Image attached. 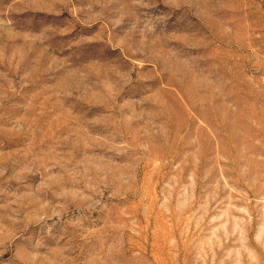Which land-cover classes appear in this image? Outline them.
Returning a JSON list of instances; mask_svg holds the SVG:
<instances>
[{
    "label": "rangeland",
    "instance_id": "374dc122",
    "mask_svg": "<svg viewBox=\"0 0 264 264\" xmlns=\"http://www.w3.org/2000/svg\"><path fill=\"white\" fill-rule=\"evenodd\" d=\"M0 264H264V0H0Z\"/></svg>",
    "mask_w": 264,
    "mask_h": 264
}]
</instances>
